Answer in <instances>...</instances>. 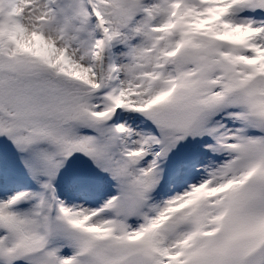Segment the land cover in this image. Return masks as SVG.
<instances>
[{"label":"snow or ice","instance_id":"snow-or-ice-1","mask_svg":"<svg viewBox=\"0 0 264 264\" xmlns=\"http://www.w3.org/2000/svg\"><path fill=\"white\" fill-rule=\"evenodd\" d=\"M0 264H264V0H0Z\"/></svg>","mask_w":264,"mask_h":264}]
</instances>
